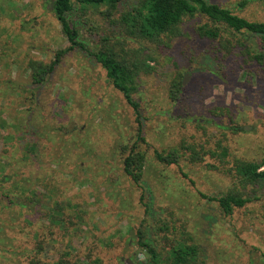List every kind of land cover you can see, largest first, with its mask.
<instances>
[{"label":"rangeland","instance_id":"obj_1","mask_svg":"<svg viewBox=\"0 0 264 264\" xmlns=\"http://www.w3.org/2000/svg\"><path fill=\"white\" fill-rule=\"evenodd\" d=\"M208 1L264 22V0L243 8L240 0ZM44 2L0 0V264H58L60 258L152 264L136 235L142 230L161 252L169 240L161 239L168 231L158 229L160 221L184 225L194 236L197 264H264V189L231 215L202 196L218 197L237 184L230 172L235 160L264 157V63L236 45L228 51L233 39L223 29L218 39L200 37L197 27L208 20L199 14L183 19L182 35L169 45H123L141 58L148 57L146 46L153 58L133 93L138 122L105 69L80 48L65 54L43 83L31 84L29 61L49 63L69 44ZM133 3L125 0L119 9ZM99 10L84 14L77 6L69 15L93 50L113 29ZM185 75L172 99L173 81ZM181 142L215 152L224 147L227 155L207 154L197 163L187 156L177 164L156 159V150ZM132 148L146 156L144 190L123 171ZM27 196L35 200L9 208L8 198Z\"/></svg>","mask_w":264,"mask_h":264},{"label":"trees","instance_id":"obj_2","mask_svg":"<svg viewBox=\"0 0 264 264\" xmlns=\"http://www.w3.org/2000/svg\"><path fill=\"white\" fill-rule=\"evenodd\" d=\"M125 0H47L51 11L58 20L61 30L67 38L68 45L63 49L56 50L54 58L49 63L41 60H30L28 67L30 69L31 84L40 85L49 75L52 74L56 66L60 63L63 56L76 48L85 50L89 55L95 58L97 62L106 71V76L110 83L118 89L126 102L132 107L136 119L140 122L139 104L133 98L136 92V82L141 72H149L152 68L146 63L148 58L146 46L142 47L146 53L144 57H138L137 52L128 54L123 45L143 42V45H169L173 38L182 35L181 23L185 17L193 15H202L208 20V23L197 27L200 37L209 39H218L221 30L229 32L233 43L227 40L228 51L236 45L241 51L250 55V58L258 64L264 63V44H258V38L264 39V22L248 20L227 7L220 6L218 3L208 0H134L130 8L119 9V4ZM249 0H240L237 2L238 8H243ZM49 2V3H48ZM79 6L82 13L88 7L99 10L100 6L104 8L99 10L102 17L108 20L111 34L99 37L94 50L86 46L85 42L80 40L79 30L69 15ZM85 14V13H84ZM90 32L94 33V26L88 22L85 17L81 20ZM89 24V25H88ZM111 37L115 38V43L111 42ZM92 42H93V38ZM120 45L121 49H116ZM232 45V47H230ZM153 59V58H152ZM181 79L174 80L172 83L171 97L176 99L181 88ZM140 130V126H139ZM141 133V131H140ZM140 140L144 141L142 136ZM195 143L181 142L179 145L169 147L163 151H155L156 159L163 164H177L180 158L187 156L189 162L197 163L204 159V156L210 154L212 157L223 158L227 155V149L221 148V151H210ZM220 148V147H219ZM209 152V153H208ZM146 165V156L144 151L132 148L123 158V171L141 190L146 186L143 183V175ZM264 157L260 161L237 159L230 169L233 178L237 184L226 191L224 194L213 197L202 194L209 200L216 201L219 209L224 215H231L236 208L245 206L246 203L254 199H260L258 193L264 189ZM233 171V172H232ZM2 197H7L2 194ZM258 196V197H257ZM143 194L141 198H143ZM35 200L33 197L8 198L9 208L13 205L26 207L25 204ZM146 212L150 211L149 205L144 202ZM6 207V206H5ZM158 229L167 230L161 239H168V247L162 246L161 252L157 251L153 243L144 241L142 230L137 231L138 244L150 254L152 264H197L200 256V246L195 242L194 236L185 228L184 225L177 227L170 225L166 221H160ZM155 242V239H153ZM158 241V240H157ZM163 251V253H162ZM129 261V260H128ZM58 264H83L80 261H71L69 258H60ZM31 264H40L36 259L31 260ZM250 264H254L250 261Z\"/></svg>","mask_w":264,"mask_h":264},{"label":"water","instance_id":"obj_3","mask_svg":"<svg viewBox=\"0 0 264 264\" xmlns=\"http://www.w3.org/2000/svg\"><path fill=\"white\" fill-rule=\"evenodd\" d=\"M185 81H186V75H185V76L183 77V79H182V84H184Z\"/></svg>","mask_w":264,"mask_h":264}]
</instances>
